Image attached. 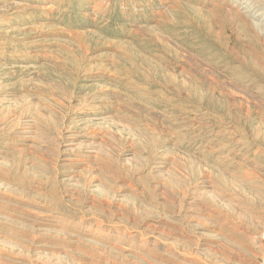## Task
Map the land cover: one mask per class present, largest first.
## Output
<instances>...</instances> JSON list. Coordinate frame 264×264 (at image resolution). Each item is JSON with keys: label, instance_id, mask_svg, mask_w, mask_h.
<instances>
[{"label": "rangeland", "instance_id": "374dc122", "mask_svg": "<svg viewBox=\"0 0 264 264\" xmlns=\"http://www.w3.org/2000/svg\"><path fill=\"white\" fill-rule=\"evenodd\" d=\"M0 264H264V0H0Z\"/></svg>", "mask_w": 264, "mask_h": 264}]
</instances>
